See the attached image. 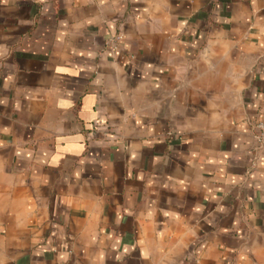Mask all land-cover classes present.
Here are the masks:
<instances>
[{
	"label": "crops",
	"instance_id": "1",
	"mask_svg": "<svg viewBox=\"0 0 264 264\" xmlns=\"http://www.w3.org/2000/svg\"><path fill=\"white\" fill-rule=\"evenodd\" d=\"M264 0H0V264H264Z\"/></svg>",
	"mask_w": 264,
	"mask_h": 264
},
{
	"label": "built area",
	"instance_id": "2",
	"mask_svg": "<svg viewBox=\"0 0 264 264\" xmlns=\"http://www.w3.org/2000/svg\"><path fill=\"white\" fill-rule=\"evenodd\" d=\"M255 136L260 145L264 146V119L257 121L254 124Z\"/></svg>",
	"mask_w": 264,
	"mask_h": 264
}]
</instances>
